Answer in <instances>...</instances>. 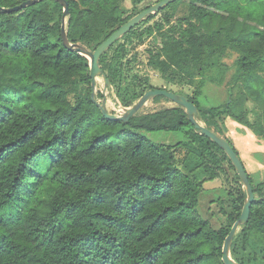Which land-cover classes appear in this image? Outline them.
I'll return each mask as SVG.
<instances>
[{
    "label": "trees",
    "instance_id": "obj_1",
    "mask_svg": "<svg viewBox=\"0 0 264 264\" xmlns=\"http://www.w3.org/2000/svg\"><path fill=\"white\" fill-rule=\"evenodd\" d=\"M122 1L66 0L69 43L94 50L133 16L135 6L127 11ZM181 3L186 13L173 20ZM62 17L55 0L0 12V264H224L223 242L246 198L230 160L180 105L127 120L103 116L91 100L88 59L62 44ZM155 32L160 45L146 48V64L170 84L194 87L182 95L203 125L222 135L233 119L264 142V0H173L143 18L99 57L124 107L151 88L133 68L138 46ZM227 50L239 53L231 83L253 102L252 121L233 112L237 98L199 101ZM159 130L179 138L166 145L146 135ZM227 170L231 200L213 227L198 197ZM247 175L254 201L230 255L264 264V182Z\"/></svg>",
    "mask_w": 264,
    "mask_h": 264
},
{
    "label": "rangeland",
    "instance_id": "obj_2",
    "mask_svg": "<svg viewBox=\"0 0 264 264\" xmlns=\"http://www.w3.org/2000/svg\"><path fill=\"white\" fill-rule=\"evenodd\" d=\"M157 1L159 0H141L137 5H133L131 0H123L122 5L127 11H130L133 6H135V12H132L134 16L136 13L151 6ZM185 13L186 6L184 3L179 4L173 20L185 15ZM157 18L158 15L155 16L154 19ZM152 21L146 23L144 26L151 24ZM159 43V35L156 32L145 37L143 44L137 48V61L134 65L133 72L137 73L141 78L147 77L151 87L150 89L165 88L178 94L191 95L194 88L193 86H177L170 84L165 81L155 69L146 64V48L151 44L159 46ZM238 56V52L227 50L224 57L221 59L219 67L209 72L205 78L203 94L199 98V101L204 107H213L221 106L231 98H237L236 104L239 101V106L236 109L234 107L233 112L239 113L247 111L249 112L247 114L248 119L252 121L254 119L253 111L255 109L253 102L246 96L238 97L237 93L239 88L231 83V78L237 69L236 59ZM100 94L102 96H100ZM94 96L99 102L103 99L105 100L106 109L110 114L118 115L123 113L125 108H127L121 104L120 97L114 93V89L111 85L104 89V82L101 76L96 77ZM173 106H175V103L169 99L156 97L147 101L137 112L140 114H148L158 111L161 108ZM146 135L153 142L166 145L175 143L179 138L178 133L165 130L149 131L146 132ZM220 136L229 139L238 151L239 157L247 173L251 177L253 184L257 185L264 182V142L257 138L245 126L238 124L233 119H228L224 123L223 134ZM183 155L184 152L181 149H175V158L178 162L182 159ZM229 176L231 177L232 175L230 170H227V173L222 174L219 178L205 181L198 197L197 210L202 218L210 220L213 227L219 226L224 220L222 214L218 212V208L222 205L226 207L231 200V196L228 192L232 190L233 186L231 185L232 182H230Z\"/></svg>",
    "mask_w": 264,
    "mask_h": 264
},
{
    "label": "water",
    "instance_id": "obj_3",
    "mask_svg": "<svg viewBox=\"0 0 264 264\" xmlns=\"http://www.w3.org/2000/svg\"><path fill=\"white\" fill-rule=\"evenodd\" d=\"M39 0H25L15 6L12 7H1L0 12H12L17 11L25 6L34 4ZM59 2L63 6V17L61 22L60 28V35L62 44L69 50H74L84 56L89 61V76L91 78V100L96 104V106L101 111L102 115L107 118L112 119H120V120H127L130 116L134 115L138 110H140L147 101L153 99L156 96H164L165 98L169 99L170 101L174 102L177 105L183 107L188 120L193 124L194 128L200 133L205 135L209 138L212 142H214L217 146H219L228 159L230 160L233 168L235 169L246 193V198L242 206L241 213L239 217L234 221L232 224L228 235L225 237L223 246H222V257L221 260L224 264H240L236 262L230 255V244L232 241L233 236L237 232L240 225L247 222L249 213H250V206L254 201V194L252 191V187L250 181L248 179L247 172L245 167L239 157V155L235 152L232 145L222 136L214 132L213 130L205 127L198 116L197 107L194 103L187 100V98L182 95L175 93L171 90H167L165 88H154L145 91L138 100L132 105L125 108L123 113L118 115L110 114L106 109L105 100H101L100 102L95 99L94 96V86L96 82V77L101 76L104 82V89L110 86V82L107 79L105 73L100 67L99 64V57L103 52H105L117 39L122 37L126 32H128L131 28L136 26L143 18H145L149 14L156 13L160 9L167 6L173 0H159L156 3L152 4L151 6L141 10L140 12L136 13L134 16L129 18L125 23L120 25L117 29H115L106 39H104L94 50H90L85 46L77 43H69L66 35L65 30V17L68 15V4L66 0H55Z\"/></svg>",
    "mask_w": 264,
    "mask_h": 264
}]
</instances>
